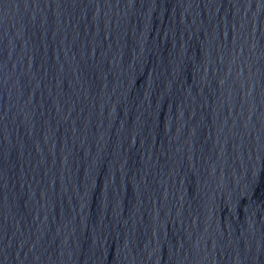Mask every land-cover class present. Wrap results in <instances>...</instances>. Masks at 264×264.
Segmentation results:
<instances>
[{
	"label": "water",
	"instance_id": "water-1",
	"mask_svg": "<svg viewBox=\"0 0 264 264\" xmlns=\"http://www.w3.org/2000/svg\"><path fill=\"white\" fill-rule=\"evenodd\" d=\"M0 264H264V0H0Z\"/></svg>",
	"mask_w": 264,
	"mask_h": 264
}]
</instances>
